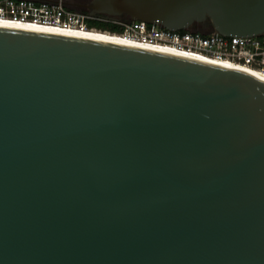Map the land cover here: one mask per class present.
I'll use <instances>...</instances> for the list:
<instances>
[{"label": "water", "instance_id": "1", "mask_svg": "<svg viewBox=\"0 0 264 264\" xmlns=\"http://www.w3.org/2000/svg\"><path fill=\"white\" fill-rule=\"evenodd\" d=\"M85 10L172 32L264 33V0ZM0 264H264V82L0 28Z\"/></svg>", "mask_w": 264, "mask_h": 264}, {"label": "built area", "instance_id": "2", "mask_svg": "<svg viewBox=\"0 0 264 264\" xmlns=\"http://www.w3.org/2000/svg\"><path fill=\"white\" fill-rule=\"evenodd\" d=\"M95 17L89 16L86 11L71 10L62 0H0V20L87 29L86 21ZM114 23L121 27L120 36L136 42L169 47L264 74V33L250 37H226L211 32L201 36L167 31L138 21Z\"/></svg>", "mask_w": 264, "mask_h": 264}, {"label": "bare ground", "instance_id": "3", "mask_svg": "<svg viewBox=\"0 0 264 264\" xmlns=\"http://www.w3.org/2000/svg\"><path fill=\"white\" fill-rule=\"evenodd\" d=\"M0 28L5 29H13V30H21V31H31V32H41V33H49L59 36L71 37V38H78V39H86V40H93V41H100L106 43H113L122 46L138 48L148 51H155L159 53L175 55L179 57H184L188 59H193L196 61L216 65L219 67L234 69L240 72H243L251 77L264 82V74L259 73L257 71L247 69L245 67L234 65L228 62L222 61H212L202 56L188 53L185 51H178L169 47H160L156 45L144 44L136 42L130 38L124 36H117V35H110L107 33H101L100 31H96L93 29H72V28H61L56 26L50 25H38L29 22H17V21H7V20H0Z\"/></svg>", "mask_w": 264, "mask_h": 264}, {"label": "trees", "instance_id": "4", "mask_svg": "<svg viewBox=\"0 0 264 264\" xmlns=\"http://www.w3.org/2000/svg\"><path fill=\"white\" fill-rule=\"evenodd\" d=\"M39 1H52V0H39ZM89 1L90 0H83L82 2H78V3L76 2L77 4L76 3L75 4L78 7L77 9H72L69 6H67L65 3L64 4L68 8H70L71 10L78 11V12H84V11H86L85 6L88 4ZM83 6H84V8H83ZM95 18L96 19L86 21L87 29H89V30L93 29L96 31H100L101 33H107L110 35H117V36H119V34L121 33V27L117 23H114L116 21H111L107 18H103V17H99V16H96ZM204 25L209 26L208 23H206ZM200 26H201L200 24H193L188 29L183 30V31H178V33L189 32V33H193V34H199L201 36H206V35L211 33V31L202 32V31L198 30Z\"/></svg>", "mask_w": 264, "mask_h": 264}, {"label": "rangeland", "instance_id": "5", "mask_svg": "<svg viewBox=\"0 0 264 264\" xmlns=\"http://www.w3.org/2000/svg\"><path fill=\"white\" fill-rule=\"evenodd\" d=\"M82 1L83 0H62L63 3H65L67 6H69L72 9H77L78 7L76 6V4L78 2H82ZM198 30H200L202 32H204V31L208 32V31H210V27L206 26V25H201Z\"/></svg>", "mask_w": 264, "mask_h": 264}, {"label": "flooded vegetation", "instance_id": "6", "mask_svg": "<svg viewBox=\"0 0 264 264\" xmlns=\"http://www.w3.org/2000/svg\"><path fill=\"white\" fill-rule=\"evenodd\" d=\"M83 8H84V6H83Z\"/></svg>", "mask_w": 264, "mask_h": 264}]
</instances>
